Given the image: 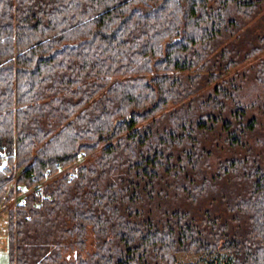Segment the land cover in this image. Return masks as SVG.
Here are the masks:
<instances>
[{"label": "trees", "instance_id": "trees-1", "mask_svg": "<svg viewBox=\"0 0 264 264\" xmlns=\"http://www.w3.org/2000/svg\"><path fill=\"white\" fill-rule=\"evenodd\" d=\"M257 113L264 0H0L8 264H264Z\"/></svg>", "mask_w": 264, "mask_h": 264}, {"label": "rangeland", "instance_id": "rangeland-1", "mask_svg": "<svg viewBox=\"0 0 264 264\" xmlns=\"http://www.w3.org/2000/svg\"><path fill=\"white\" fill-rule=\"evenodd\" d=\"M252 61H253L252 59L247 60L244 64H241L231 69L229 73L233 72L236 69L237 71L241 69L244 70L245 66L251 64ZM243 91L248 94L245 96L247 100L251 98L255 99L257 98L258 95H262L261 88L257 85L256 82L252 80H248L246 82ZM257 114L263 123L261 127V129L263 130L264 129V116H262L260 113H257ZM69 165L71 168H67L64 171L73 170L74 172L75 167L78 165V163L77 161H73ZM64 171L58 170V171L52 172L48 177L61 175L64 173ZM40 183H43L42 180L40 181ZM6 224H7V214L5 211H3L0 213V264H8V250H7L8 243H7ZM198 256H199L198 254H194V253H191V254L190 253H179L177 255L178 264H203V262L198 258Z\"/></svg>", "mask_w": 264, "mask_h": 264}, {"label": "built area", "instance_id": "built-area-1", "mask_svg": "<svg viewBox=\"0 0 264 264\" xmlns=\"http://www.w3.org/2000/svg\"><path fill=\"white\" fill-rule=\"evenodd\" d=\"M67 168H71L70 165H62L61 163H57L56 170L55 171H58V170L64 171ZM55 171H51L49 169V170L46 171V173H47V175H50L52 172H55ZM64 173H68L69 177H72L73 174H74L73 170H71V171H64Z\"/></svg>", "mask_w": 264, "mask_h": 264}]
</instances>
